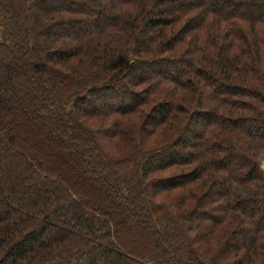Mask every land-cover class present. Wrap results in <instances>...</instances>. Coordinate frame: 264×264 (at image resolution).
I'll return each mask as SVG.
<instances>
[{
    "label": "trees",
    "instance_id": "16d2710c",
    "mask_svg": "<svg viewBox=\"0 0 264 264\" xmlns=\"http://www.w3.org/2000/svg\"><path fill=\"white\" fill-rule=\"evenodd\" d=\"M0 264H264V0H0Z\"/></svg>",
    "mask_w": 264,
    "mask_h": 264
}]
</instances>
